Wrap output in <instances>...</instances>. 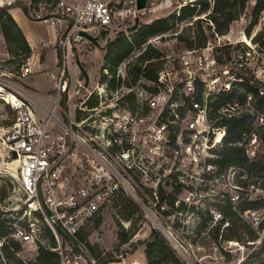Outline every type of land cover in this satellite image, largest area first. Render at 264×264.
I'll list each match as a JSON object with an SVG mask.
<instances>
[{
  "label": "built area",
  "instance_id": "obj_1",
  "mask_svg": "<svg viewBox=\"0 0 264 264\" xmlns=\"http://www.w3.org/2000/svg\"><path fill=\"white\" fill-rule=\"evenodd\" d=\"M17 1L0 0V5ZM137 4L138 0H34L32 6L36 19L64 34L67 54L74 29L80 40V30L99 36L126 27L140 13ZM215 34L204 47L161 57L154 80L141 77L136 84L116 89L97 85L94 94L100 102L94 106V149L55 113L70 83L67 61L59 71L57 95L48 99L53 108L40 103L29 88L20 90L0 81V99L13 112V122L3 127L2 139L9 154L18 153L22 193L21 214L13 231L0 236V264H17L8 251L24 262L31 260L21 256V250L10 243L12 238L21 246H44L57 252L56 264H101L81 233L99 210L115 201L120 187L127 191L132 187L135 193L136 179L150 186L154 200L166 203L168 198L162 196L166 189L159 190L162 177L174 178L177 186L186 189L185 196L176 197V204L195 203L215 194L219 185L243 190L236 178L244 168L232 165L220 171L216 160L233 119L244 124L230 144L243 148L250 161L264 158L259 149L264 138V45L256 35L231 42ZM30 69L24 65L18 73L26 76ZM246 81L257 85L258 93L248 90ZM54 123L62 129L59 135L52 128ZM76 145L94 155L96 176L94 184L68 189L62 170ZM232 200H240V195ZM245 213L256 221L259 218L257 210ZM119 263L146 264L139 258L109 264ZM237 264L256 263L242 259Z\"/></svg>",
  "mask_w": 264,
  "mask_h": 264
},
{
  "label": "rangeland",
  "instance_id": "obj_2",
  "mask_svg": "<svg viewBox=\"0 0 264 264\" xmlns=\"http://www.w3.org/2000/svg\"><path fill=\"white\" fill-rule=\"evenodd\" d=\"M191 1L149 0L147 8L140 11L139 27L142 23L151 22L155 18L169 16L173 13L178 15L180 7L192 3ZM21 3L30 5L31 0H19V4ZM254 4L255 0H252L248 7L241 12L239 18L231 23L229 32L223 34L225 35L224 41L235 42L242 38L253 19ZM2 8L4 6L0 5V13ZM31 12L32 17L27 22V29L36 48L34 58L29 59L25 64H19L16 60L21 61L20 58L14 60L13 53L8 51L0 23V81L20 90L29 88L28 90L34 93L40 103L47 102V105L53 108V102L48 99L50 96L57 95L56 86L59 71L67 61L66 74L70 83L68 90L62 95L60 106L55 110V113L62 123L86 138L94 149V107L88 106L85 101L90 99L95 101L94 106L99 104L100 97H96L94 89L97 85L102 87L103 84H106L102 82L104 76L107 80L112 77L107 64L108 60L105 58L109 42L121 33H125L127 40L131 41L139 27L134 31H128L127 27L134 23V21H130V25L126 27L101 33L97 36L101 47L86 38L76 40L75 36L78 31L74 29L70 43L67 45V54H65L62 45L64 34L59 33L56 37L55 26L36 19L33 9ZM235 12H238V9ZM200 16L206 17V14ZM209 23L212 24V22L203 23L204 29L208 32H210L207 27ZM190 24L193 23H189L187 20L178 21L175 30H187ZM191 31H195V29H191ZM247 35L260 36L261 40L258 39L260 43L264 40V10L261 12L258 22L252 27L250 34ZM215 37L216 34L210 40ZM49 40H52L53 44L44 46L43 42ZM150 41L159 47L165 55L178 56L183 50L181 43L171 33L167 34L164 39L155 37ZM147 44L134 47L119 65L116 76L121 79L118 81L120 85L130 86L129 69L133 68L141 53L145 51ZM60 52L62 54L61 64ZM78 57L89 73L88 85L85 84L84 74L77 61ZM24 65L31 68L26 76L19 74ZM7 88L9 89V87ZM104 100L107 102L109 98L104 95ZM11 122H13V112L0 99V186L9 187V196L2 203L0 211L1 214L6 211L3 215L6 218L18 217L21 214L22 197L19 189L20 164L17 158L13 159L9 154L2 139L3 127ZM52 128L56 135L62 131L60 126L55 123ZM261 134L263 136L264 131ZM73 148L74 146H72L73 154L67 157L62 170L61 179L64 187L74 189L83 183L94 184L96 176L94 155L80 145ZM259 149L260 153L264 154V138ZM240 172L241 170H239V177L236 178V181L245 180L246 184L243 185V190L219 185L216 187L215 194L204 195L201 200L195 203H186L182 200L179 204L175 203L174 207L169 201L166 203L163 200L160 202L154 200L150 186H145L139 179H136L135 193H131L132 187L129 188V191L120 187L119 195L116 196L115 201L106 204L101 209L99 220L88 225V241L101 259L109 258L110 262L126 260L129 263L134 258H139L143 263H147L148 243L156 241L158 245H161V239H163L165 244L170 245L176 252L179 264H237L242 259L256 264H264L261 261L264 259V250L262 254L257 255V251H260L264 244V208L257 209L256 215L259 217L257 221L251 214L246 215L245 212L243 214L246 221L258 230L260 234L258 239L243 243L238 240H223L221 237L228 222L225 221L219 227L224 215L220 206L231 202L233 208L238 211L237 204L240 201L264 197V168L261 170L255 168L252 171H248L246 168ZM162 181L167 192L165 196L168 198L169 193L177 187L176 179L162 177ZM185 190L182 188L177 196L180 198L185 196ZM203 191L206 192V189ZM237 193L240 195V200H232V196ZM124 233L128 235L126 240H122ZM22 246L21 256L27 260H33L38 248H28L25 244Z\"/></svg>",
  "mask_w": 264,
  "mask_h": 264
},
{
  "label": "trees",
  "instance_id": "obj_3",
  "mask_svg": "<svg viewBox=\"0 0 264 264\" xmlns=\"http://www.w3.org/2000/svg\"><path fill=\"white\" fill-rule=\"evenodd\" d=\"M251 1L252 0H192V3H188L181 7L178 15L177 13H173L169 16L155 18L151 22L142 23L131 41L127 40L125 33H121L113 41H110L107 46L105 58L108 60L107 64L111 70L112 77L110 80H107L106 76H104L102 82L106 83L110 89H116L119 87L120 83H118V81L121 79L116 76L119 65L130 54L134 47H141L147 43L145 51L141 53L133 68L129 69V76L131 79L130 85L136 84L141 77L154 80L157 76V70L160 69L162 65L161 57L165 54L161 49H159V47L153 45L150 39L155 37L164 39L167 34L171 33L172 36L177 38V40L181 43L183 50L187 48L204 47L210 38L214 36L215 32L220 35L227 34L230 30L231 23L239 18L241 12L248 7V4ZM33 2L34 0L31 1L30 5H26L22 3L19 4V1H17L11 6H4L0 13V23L8 45V51L13 53L14 60L20 58L21 61L16 60L19 64H25L30 59L33 49L18 22L9 11V8L20 6L28 17H32L31 10L33 9ZM236 9H238V12H235ZM263 10L264 0H255V4L252 8L253 19L250 23V27L246 30L247 34H250L252 27L258 22V18ZM203 14H206V17L200 16ZM197 16L200 17L194 19ZM186 20L189 21V23H193L190 24V27H188L189 29L181 31L175 30L178 21ZM204 22H212V24L209 23L207 25L210 32L204 29ZM191 29H195V31H191ZM255 39H260V36L256 35ZM261 44L264 45V40L261 41ZM59 56L61 64V52L59 53ZM245 86L248 90L258 93L257 85L246 81ZM131 95L132 94H130V96ZM85 103L90 107H94L95 101L87 99ZM243 124L244 121L242 119H233L228 126L226 143L218 150L219 156L216 160L220 171H223L232 165L241 166L244 169L247 168L248 171H252L255 168L260 170L264 168V158L250 161L243 148L230 144V142L235 140L237 137L238 131ZM241 183L243 185L246 184L245 180H241ZM8 188L6 186H0V208H2V203L7 200V197L9 196ZM180 190L181 188L177 186L175 190L169 193L168 201L172 207L175 206V199ZM117 194L119 195V191ZM166 194L167 193L164 192L162 193V196H165ZM233 207L234 206L231 202L226 203L224 206H220L224 217L221 219L219 227H221L225 221L228 222V225L225 226L224 232L221 236L222 239L238 240L243 243H247L249 240L254 241L258 239L260 236L258 230L246 221L243 214L249 209L257 210L264 208V197H259L257 199H244L240 201L237 204L238 211ZM5 212L6 211L1 214L0 211L1 237L9 235L13 231V223L17 220V217H3ZM100 213L101 210L98 211L95 219L91 220L88 225L96 220H99ZM87 229L88 226H86L81 233V236L84 239H88L89 231ZM46 233L49 234L51 232L48 230ZM127 238V233H124L122 235V240H126ZM155 242L156 241H152L148 243L146 250V264H179L177 254L170 245L165 244L163 239H161V245H158V243ZM10 243L16 247L17 250L22 249L19 241L12 238L10 239ZM52 243L55 244V240H53ZM88 244L91 247L93 254L100 259L101 264L110 263L109 258L101 259V257L94 252L95 250H93V246L90 245L89 241ZM263 250L264 244L260 251H257V255L262 254ZM8 254L17 264H56L58 261L57 252L44 246H39L35 258L27 262H24L23 259L16 257L10 251H8ZM261 261L264 262V259Z\"/></svg>",
  "mask_w": 264,
  "mask_h": 264
},
{
  "label": "water",
  "instance_id": "obj_4",
  "mask_svg": "<svg viewBox=\"0 0 264 264\" xmlns=\"http://www.w3.org/2000/svg\"><path fill=\"white\" fill-rule=\"evenodd\" d=\"M148 6V0H138V4H137V8L138 10H144L146 9ZM139 23H140V17L137 16L135 18V21L132 25H130L129 27H127V30L128 31H134L136 30L138 27H139ZM79 35L83 38H86L88 39L89 41H91L92 43H94L95 45H97L98 47H101V44H100V41L98 40L97 36L93 35L92 33H89L85 30H80L79 31ZM77 61L79 63V66L84 74V77H85V84L88 85L89 84V80H90V76H89V73L88 71L84 68V66L82 65V63L80 62V59L79 57L77 58ZM11 155H12V158L15 159V158H18V153L15 151V150H12L11 151ZM159 190L161 192H163L165 190L164 186H163V183L160 182L159 184Z\"/></svg>",
  "mask_w": 264,
  "mask_h": 264
},
{
  "label": "crops",
  "instance_id": "obj_5",
  "mask_svg": "<svg viewBox=\"0 0 264 264\" xmlns=\"http://www.w3.org/2000/svg\"><path fill=\"white\" fill-rule=\"evenodd\" d=\"M15 10V11H13ZM11 12V14L13 15V17L16 19V21L18 22L19 26L21 27V29L23 30L27 40L29 41L30 45L32 46L33 49V53L32 56L30 57V59L34 58V53H35V44L32 42V38L28 33V25L27 22L29 21L30 17H28L25 12L23 11V9L19 6H16L12 9L9 10ZM55 36L57 37V28L55 27ZM48 43V44H47ZM52 40H49L47 42H43L44 46H49L52 45Z\"/></svg>",
  "mask_w": 264,
  "mask_h": 264
},
{
  "label": "bare ground",
  "instance_id": "obj_6",
  "mask_svg": "<svg viewBox=\"0 0 264 264\" xmlns=\"http://www.w3.org/2000/svg\"><path fill=\"white\" fill-rule=\"evenodd\" d=\"M243 40L244 41H248L249 37L247 36V34H243ZM17 161L19 162V159L17 158Z\"/></svg>",
  "mask_w": 264,
  "mask_h": 264
}]
</instances>
